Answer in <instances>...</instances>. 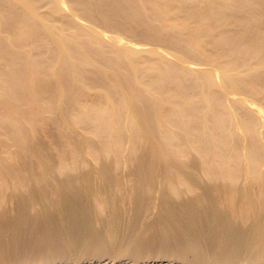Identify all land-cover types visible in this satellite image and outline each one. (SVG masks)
Returning <instances> with one entry per match:
<instances>
[{"label": "bare ground", "instance_id": "6f19581e", "mask_svg": "<svg viewBox=\"0 0 264 264\" xmlns=\"http://www.w3.org/2000/svg\"><path fill=\"white\" fill-rule=\"evenodd\" d=\"M0 264H264V0H0Z\"/></svg>", "mask_w": 264, "mask_h": 264}, {"label": "rangeland", "instance_id": "374dc122", "mask_svg": "<svg viewBox=\"0 0 264 264\" xmlns=\"http://www.w3.org/2000/svg\"><path fill=\"white\" fill-rule=\"evenodd\" d=\"M98 29H99V27H98ZM101 29V28H100ZM104 29V31H106V33H109V30H106L105 28H103ZM124 39H127L126 37L124 38ZM131 40V39H130ZM134 39H132V41H133ZM135 41V40H134ZM136 41H138V42H140V43H143V44H145L147 41H139V40H136ZM147 43H150V42H147ZM145 45H148V44H145ZM150 45H152V43H150Z\"/></svg>", "mask_w": 264, "mask_h": 264}]
</instances>
